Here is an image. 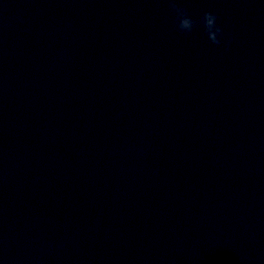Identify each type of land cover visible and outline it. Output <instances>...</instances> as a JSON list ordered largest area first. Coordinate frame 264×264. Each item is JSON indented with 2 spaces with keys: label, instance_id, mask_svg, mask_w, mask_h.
<instances>
[{
  "label": "water",
  "instance_id": "95a60500",
  "mask_svg": "<svg viewBox=\"0 0 264 264\" xmlns=\"http://www.w3.org/2000/svg\"><path fill=\"white\" fill-rule=\"evenodd\" d=\"M175 2L0 0V264H264V4Z\"/></svg>",
  "mask_w": 264,
  "mask_h": 264
},
{
  "label": "clouds",
  "instance_id": "9594fccd",
  "mask_svg": "<svg viewBox=\"0 0 264 264\" xmlns=\"http://www.w3.org/2000/svg\"><path fill=\"white\" fill-rule=\"evenodd\" d=\"M170 6L174 9L177 17V27L184 32H191L195 26L202 25L203 31L206 33L207 39L213 44H220L222 40V28L218 23L217 14L213 11H204L199 20L193 19L189 16L186 10L175 2V0H169ZM264 4V0H260ZM231 41V37H228L223 41L224 46L227 47Z\"/></svg>",
  "mask_w": 264,
  "mask_h": 264
}]
</instances>
